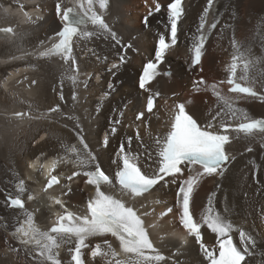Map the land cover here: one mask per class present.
Wrapping results in <instances>:
<instances>
[{
    "label": "bare ground",
    "instance_id": "bare-ground-1",
    "mask_svg": "<svg viewBox=\"0 0 264 264\" xmlns=\"http://www.w3.org/2000/svg\"><path fill=\"white\" fill-rule=\"evenodd\" d=\"M59 2L0 0V25L11 24L17 30L15 37L0 40V264H48L37 256L32 244L24 245L18 234L14 235L16 227L26 219V212L33 214L35 224L44 231L49 218L63 211L53 203L49 192L43 190L45 181L40 166L48 158L53 157L56 164L64 159L56 170L62 172L63 182L51 193L60 195L64 206L77 215H86L85 197L91 196L95 189L83 184L82 175L72 181L67 179L73 171H81L74 163L75 157L67 152L71 146L82 147L77 133L83 135L89 150L111 176L119 168L121 146L136 156L142 169L151 174L158 166L154 163L158 159L155 141L166 134L176 104L184 103L189 114L202 125L211 121L218 130L219 124L228 122L224 114L227 108L213 95L211 85L215 84L222 95L233 98L235 107L246 110L251 117L264 113V106H255L251 99L229 94L226 85L233 39L250 47L255 57L264 58V0H220L215 18L217 27L205 43L201 63L194 69L190 67V49L198 35L207 0H184L178 43L162 63L163 71L168 70L170 75H163L161 69L148 85V92L137 88L138 74L143 64L153 58L159 34L166 35L170 28L167 3L171 0H156L161 4L160 12L154 11L153 0H108V8L103 11L97 3L105 14V22L121 43L116 44L110 35L96 28L88 29L97 34L76 42L72 53L75 71L71 61L35 57L39 45L60 26L55 13ZM150 9L153 15L145 26L141 20ZM129 44L131 48L126 47ZM122 55L123 63L120 62ZM113 64L118 68L113 69ZM72 76L76 77L74 82ZM201 78L205 84H194ZM109 84L113 85L111 89ZM196 87L199 91L194 90ZM157 92V105L148 113L145 111L147 98ZM57 106L58 111H50ZM221 108L224 109L221 116L213 121L212 117ZM25 112H29V118L9 119L11 114ZM141 112L143 118L137 120ZM117 120L119 124L115 123ZM113 127L117 129L115 133L111 131ZM231 136L227 148L234 159L225 177H202L194 192L191 211L200 220L209 195L215 193L211 207L233 225L234 243L241 249L250 248L252 254L246 257V264H264V134L250 140L235 133ZM248 148L252 151H247ZM187 175L185 168L179 179H186ZM170 179L132 201L125 200L114 183L102 186V190L124 199L144 219L154 248L165 258L156 264H205L207 260L200 247L177 221L179 205L175 203L179 179L175 184ZM6 195L26 199L35 196V200L22 210H10L4 200ZM168 208L172 211L163 216ZM201 231L209 249L217 247L215 234L206 226ZM246 238L254 240L255 246L249 245ZM105 240L120 252L108 234L89 237L88 247L82 250L84 264H109L110 256L93 258L91 255L97 244L107 250ZM74 247L75 238L56 249L61 264H70L69 249ZM116 258L125 259V255L121 253Z\"/></svg>",
    "mask_w": 264,
    "mask_h": 264
},
{
    "label": "snow or ice",
    "instance_id": "snow-or-ice-1",
    "mask_svg": "<svg viewBox=\"0 0 264 264\" xmlns=\"http://www.w3.org/2000/svg\"><path fill=\"white\" fill-rule=\"evenodd\" d=\"M99 4V8L103 11L108 8V0H82L78 5L79 10L72 7H64L57 3L56 15L61 23L60 29L55 33L58 38L50 48L40 53V56L46 57L50 55H60L67 63L71 61L72 70H76V61L72 59L74 38H91L97 32L87 31L82 28L86 22H90L100 33L110 35L116 44L121 41L117 34L111 30L105 22L102 15L94 11L95 4ZM155 4V12L161 11V4L153 0ZM214 6V0H207V7L204 9V16L200 17V24L197 28L198 35L191 46V64L193 66L201 63L204 54L205 42L207 34L205 32V17L210 9ZM185 13L182 0H171L167 3V20L170 28L167 34H159L154 59H150L143 66V71L139 76L138 86L141 90L148 92V85L155 80L160 74L159 66L163 63L169 50L178 43V24ZM153 15V10H149L148 15L143 18V23L148 26L149 17ZM218 22L209 25L207 31L217 27ZM11 32L12 29H7ZM126 47L131 48L132 45ZM233 54L231 63L227 66L226 83L230 85L228 91L236 93L237 98L252 97L264 100V95L256 90L259 84L264 89V58L255 57L250 47L240 44L235 39L232 40ZM125 57H120L123 63ZM112 68H118L113 64ZM164 75H169L165 72ZM73 82L76 77L72 76ZM243 82V83H242ZM32 83H36L33 81ZM203 78L194 84H205ZM225 83V81H220ZM109 89L113 87L109 84ZM213 95L217 100L227 108L226 123L217 126L209 121L207 124L198 123L193 115L186 110L184 103L175 105L172 114L169 130L163 137L157 138L155 143L158 148L157 157L154 161L158 166L149 174L142 171L138 165L137 157L130 151H125L124 146L119 150L118 165L119 170L115 173L116 181L121 189V196L138 197L150 192L161 182H169L166 178H171V183H177L178 179L184 175L187 168V178L179 179L178 189L176 192L177 204L179 205V221L187 234L195 238V242L199 245L209 264H246V257L251 253L249 247L241 249L234 243L231 233L233 225L226 218L213 210L211 207L212 196L209 195L208 206L204 209V213L200 220L194 218L191 206L194 204V192L199 185L202 177H225L229 163L234 159L230 156L226 146L231 144L232 136L235 133L237 137L244 139H253L258 134H264V118L257 119L251 117L247 111L235 107L233 98L222 95L217 91L215 84L210 86ZM194 90L199 91V87ZM159 93H155L158 96ZM75 99V93H73ZM63 99V95H61ZM190 103V101H189ZM154 107V95L150 94L147 98V111L151 112ZM56 108L50 111H58ZM224 111L217 112L212 120H216ZM18 117L20 113L16 114ZM143 112L136 116L140 120ZM119 124L120 121H115ZM113 133L117 131L115 127L111 130ZM81 148L71 146L67 148V152L75 157L74 163L81 167L82 171H73L67 177L72 181L79 175L87 177L85 183L91 185L95 189V194L87 201V214L76 215L68 211L60 199H55V204L65 208V213L60 215L55 223L48 231H42L34 222L31 212H26V219L22 220L15 229L14 235L18 234L21 243L24 245L32 244L37 250V256L46 260L48 264H61L57 258L56 249L61 244L72 243L75 238V247L70 248L71 260L73 264H84L82 258V250L88 247L86 241L89 237H102L107 234L115 237L119 241L120 252L112 248L108 241H104L107 250H103L100 244H97L92 250L91 255L95 257H111L109 264H156V262L164 260V256L159 254L154 248L152 240L149 238V232L145 227V221L141 215H138L133 206L126 204L124 199L117 198L116 195L109 191L102 190V186L110 183V177L102 169L94 155L88 148L85 138L81 133H77ZM107 144V140H105ZM264 147V145H262ZM247 151H252L248 148ZM115 162V161H114ZM56 167L53 162L49 169V173ZM57 176L51 175L45 191L53 185L59 184ZM19 191H24L23 181L20 182ZM8 206L11 208L24 209V201L20 196L6 198ZM33 199L32 196L28 197ZM172 209H168L171 212ZM147 215V213H145ZM166 215V213L162 214ZM215 234L217 247L209 249L204 243L202 237V227ZM241 233V237H244ZM247 239V238H246ZM249 245L255 246L252 239H247ZM121 253L125 255V259H117ZM155 253V254H152Z\"/></svg>",
    "mask_w": 264,
    "mask_h": 264
},
{
    "label": "rangeland",
    "instance_id": "rangeland-1",
    "mask_svg": "<svg viewBox=\"0 0 264 264\" xmlns=\"http://www.w3.org/2000/svg\"><path fill=\"white\" fill-rule=\"evenodd\" d=\"M196 81H199V80H196ZM178 219H179V218H178ZM178 219H177V220H178Z\"/></svg>",
    "mask_w": 264,
    "mask_h": 264
}]
</instances>
